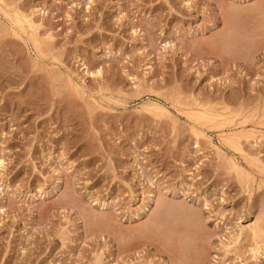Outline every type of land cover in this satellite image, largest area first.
Returning <instances> with one entry per match:
<instances>
[{
	"label": "rangeland",
	"instance_id": "rangeland-1",
	"mask_svg": "<svg viewBox=\"0 0 264 264\" xmlns=\"http://www.w3.org/2000/svg\"><path fill=\"white\" fill-rule=\"evenodd\" d=\"M0 264H264V0H0Z\"/></svg>",
	"mask_w": 264,
	"mask_h": 264
},
{
	"label": "bare ground",
	"instance_id": "bare-ground-1",
	"mask_svg": "<svg viewBox=\"0 0 264 264\" xmlns=\"http://www.w3.org/2000/svg\"><path fill=\"white\" fill-rule=\"evenodd\" d=\"M251 228L254 230V236H256L257 235V229H255L254 227H251Z\"/></svg>",
	"mask_w": 264,
	"mask_h": 264
}]
</instances>
